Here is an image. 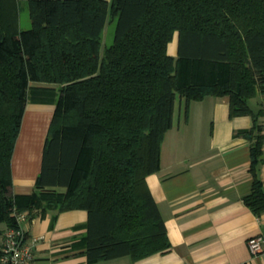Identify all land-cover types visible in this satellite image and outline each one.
<instances>
[{
    "label": "trees",
    "instance_id": "1",
    "mask_svg": "<svg viewBox=\"0 0 264 264\" xmlns=\"http://www.w3.org/2000/svg\"><path fill=\"white\" fill-rule=\"evenodd\" d=\"M26 2L31 27L20 24ZM117 17L115 41L101 51ZM178 33L177 55L168 51ZM45 84L47 86L38 85ZM264 0H0V223L84 209L78 247L89 263L167 251L165 221L146 182L160 169L176 98L230 97L250 141L251 191L264 212ZM29 99L55 104L35 189L14 194L12 157ZM64 190H61V189ZM28 233L24 234V242Z\"/></svg>",
    "mask_w": 264,
    "mask_h": 264
},
{
    "label": "crops",
    "instance_id": "2",
    "mask_svg": "<svg viewBox=\"0 0 264 264\" xmlns=\"http://www.w3.org/2000/svg\"><path fill=\"white\" fill-rule=\"evenodd\" d=\"M22 4L23 11L28 6ZM249 103L258 110L264 93L258 92ZM179 104V118H174L162 143L160 169L146 177L170 248L139 260L125 255L89 263L83 247L76 245L86 232L88 212L72 209L60 212L54 223L53 212L22 222L34 255L30 264H264V251L253 254L248 246L253 236L264 240V212L256 215L243 200L253 180L250 141L236 134L252 127V116L230 117L228 95L192 101L187 119L183 98ZM54 109L51 101L29 99L26 104L12 157L14 194L35 189ZM261 122L264 125V116ZM262 158L264 183V147ZM5 228L0 226V248Z\"/></svg>",
    "mask_w": 264,
    "mask_h": 264
},
{
    "label": "built area",
    "instance_id": "3",
    "mask_svg": "<svg viewBox=\"0 0 264 264\" xmlns=\"http://www.w3.org/2000/svg\"><path fill=\"white\" fill-rule=\"evenodd\" d=\"M19 223L28 220L27 212L17 213ZM25 230L8 228L5 232V242L0 248V264H30L34 255L32 247L24 242ZM248 246L253 254L264 251L262 236H253L248 239Z\"/></svg>",
    "mask_w": 264,
    "mask_h": 264
},
{
    "label": "rangeland",
    "instance_id": "4",
    "mask_svg": "<svg viewBox=\"0 0 264 264\" xmlns=\"http://www.w3.org/2000/svg\"><path fill=\"white\" fill-rule=\"evenodd\" d=\"M25 5L27 6L26 2H25ZM29 9L28 7H26L25 10L22 11L21 13V19H20V24H21V27L23 29H27L31 26L30 22H31V19H30V16H29ZM117 22H118V18L115 17L113 19H110L105 27V30H104V35H103V43H102V48H101V51L103 53L104 49L106 46H109L111 44L114 43L115 41V34H116V27H117ZM174 43V44H173ZM177 49H178V33L175 34L174 36V39L172 40V42L170 43V46H169V53L170 54H177ZM180 97L179 95H177V98H176V111H175V121L178 120L179 118V106H180ZM5 224L3 223H0V226L3 227ZM8 228H5L3 232L1 233H4L3 235V243L5 242V232Z\"/></svg>",
    "mask_w": 264,
    "mask_h": 264
},
{
    "label": "bare ground",
    "instance_id": "5",
    "mask_svg": "<svg viewBox=\"0 0 264 264\" xmlns=\"http://www.w3.org/2000/svg\"><path fill=\"white\" fill-rule=\"evenodd\" d=\"M174 44V43H173Z\"/></svg>",
    "mask_w": 264,
    "mask_h": 264
}]
</instances>
